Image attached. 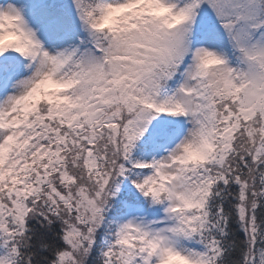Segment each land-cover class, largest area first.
Masks as SVG:
<instances>
[{
	"label": "snow or ice",
	"instance_id": "1",
	"mask_svg": "<svg viewBox=\"0 0 264 264\" xmlns=\"http://www.w3.org/2000/svg\"><path fill=\"white\" fill-rule=\"evenodd\" d=\"M0 264H264V0H0Z\"/></svg>",
	"mask_w": 264,
	"mask_h": 264
}]
</instances>
